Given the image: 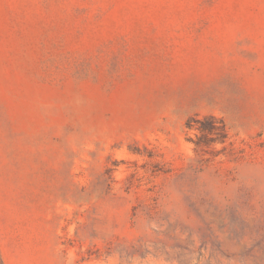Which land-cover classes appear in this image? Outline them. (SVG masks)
Masks as SVG:
<instances>
[{"label": "rangeland", "instance_id": "obj_1", "mask_svg": "<svg viewBox=\"0 0 264 264\" xmlns=\"http://www.w3.org/2000/svg\"><path fill=\"white\" fill-rule=\"evenodd\" d=\"M0 264H264V0H0Z\"/></svg>", "mask_w": 264, "mask_h": 264}, {"label": "trees", "instance_id": "obj_2", "mask_svg": "<svg viewBox=\"0 0 264 264\" xmlns=\"http://www.w3.org/2000/svg\"><path fill=\"white\" fill-rule=\"evenodd\" d=\"M206 121H210V124H205ZM206 121L201 123V127L199 128V131L201 133V137L206 138L208 134H218V135H224L225 134V129L224 126L221 125L220 128L215 127L213 125L215 123V120L213 118H208ZM190 123H187V128L191 129ZM222 139H219V142H221ZM198 146V143H196Z\"/></svg>", "mask_w": 264, "mask_h": 264}]
</instances>
